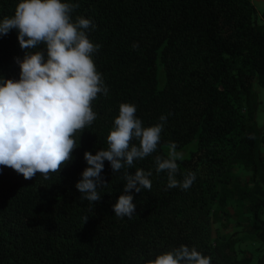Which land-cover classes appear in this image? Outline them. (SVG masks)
Segmentation results:
<instances>
[{"label": "trees", "instance_id": "16d2710c", "mask_svg": "<svg viewBox=\"0 0 264 264\" xmlns=\"http://www.w3.org/2000/svg\"><path fill=\"white\" fill-rule=\"evenodd\" d=\"M90 19L97 71L108 94L92 102L97 119L77 132L72 160L45 180L0 170V264H148L181 245L211 264H264V128L252 106L254 84L264 86V10L253 0H62ZM19 0H0V20ZM133 44L139 47L133 48ZM39 49H35L36 51ZM45 51L46 49H42ZM25 50L18 31L0 36V78L19 80ZM122 103L133 104L142 126L167 117L157 151L113 173L101 200L76 188L88 167L86 151L107 150ZM189 147L178 160L187 190L167 188L156 173L163 145ZM151 171V190H132L136 211L118 218L123 174ZM85 218H88L87 221Z\"/></svg>", "mask_w": 264, "mask_h": 264}, {"label": "clouds", "instance_id": "9594fccd", "mask_svg": "<svg viewBox=\"0 0 264 264\" xmlns=\"http://www.w3.org/2000/svg\"><path fill=\"white\" fill-rule=\"evenodd\" d=\"M78 7L62 0H19L14 15L0 20V36L16 29L19 45L25 50L22 60L15 58L19 80L0 78V170L11 168L26 180L37 174L49 179L72 160L78 148L75 134L97 119L92 102L99 94H108L93 59L101 45L91 42L84 31L95 27L90 19L77 17L73 22L72 13ZM42 49H46V56ZM136 112L135 105L120 104L114 128L107 136V150L84 153L88 167L76 184L81 199L89 203L101 200L98 188L107 184L101 175L105 161L115 174L157 151L167 117L162 115L161 123L144 127ZM168 149L167 158L155 156L156 173H167V188L187 190L196 179L195 173L178 180L177 161L183 160V153L174 142ZM151 175L142 169L134 175L124 172L125 194L112 206L116 217H132L136 204L129 193L151 190ZM148 264H211V258L181 245Z\"/></svg>", "mask_w": 264, "mask_h": 264}, {"label": "rangeland", "instance_id": "374dc122", "mask_svg": "<svg viewBox=\"0 0 264 264\" xmlns=\"http://www.w3.org/2000/svg\"><path fill=\"white\" fill-rule=\"evenodd\" d=\"M253 2L258 9H261L262 4L260 0H253ZM251 100H252V106L254 108L257 124L261 126L262 128H264V86H261L257 83L254 84ZM194 144L195 143L189 144L188 145L189 147L187 148L186 146L177 147V151L182 152L183 155H186L189 153V149L195 146ZM168 145L169 144L163 145V149L167 154L169 150Z\"/></svg>", "mask_w": 264, "mask_h": 264}, {"label": "crops", "instance_id": "0c3cea01", "mask_svg": "<svg viewBox=\"0 0 264 264\" xmlns=\"http://www.w3.org/2000/svg\"><path fill=\"white\" fill-rule=\"evenodd\" d=\"M260 2H261V4H262V5H261L262 7H261V9H259V10H264V0H260Z\"/></svg>", "mask_w": 264, "mask_h": 264}]
</instances>
